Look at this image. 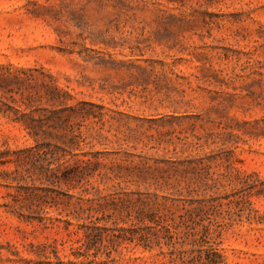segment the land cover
<instances>
[{"label":"rangeland","instance_id":"obj_1","mask_svg":"<svg viewBox=\"0 0 264 264\" xmlns=\"http://www.w3.org/2000/svg\"><path fill=\"white\" fill-rule=\"evenodd\" d=\"M0 63L43 67L76 100L104 105L107 139L84 147L104 164L126 153L205 157L221 184L208 193L221 203L205 218L221 231L215 261L264 264V0H0ZM32 144L0 115V150ZM8 183L0 179V264H87L73 256L80 234L55 220L61 206L49 199L51 219L20 218L15 207L37 202ZM158 241L105 237L98 261L110 252L106 264H171L175 249L177 264L206 263V247L190 237Z\"/></svg>","mask_w":264,"mask_h":264},{"label":"trees","instance_id":"obj_2","mask_svg":"<svg viewBox=\"0 0 264 264\" xmlns=\"http://www.w3.org/2000/svg\"><path fill=\"white\" fill-rule=\"evenodd\" d=\"M104 110V105L76 100L43 67L0 63V115L19 125L33 141L29 147L0 150V166H15L2 171L0 179L9 182L5 186L24 189L22 196L30 206L37 202L35 207L17 206L13 212L20 218L33 219L32 214L38 213L39 221L51 219L43 217L47 212L42 206L49 199L55 201L53 205H60L59 212L64 214L55 220L63 221L69 234H80L73 256L87 264L115 260L109 252L98 261V252L106 247L105 237L112 245L119 240L151 248L159 246V234L168 239L190 237L206 247L205 264H218L215 257L220 256L212 251L221 231L205 218L221 203L208 194L221 184L219 177H208L205 157L174 160L126 153L121 163L104 164L96 156L100 152L84 151L92 141L107 139ZM80 155L87 158L71 162ZM70 189L79 193L72 194ZM53 193L64 198L56 203ZM180 252L170 251L169 263L184 262Z\"/></svg>","mask_w":264,"mask_h":264}]
</instances>
